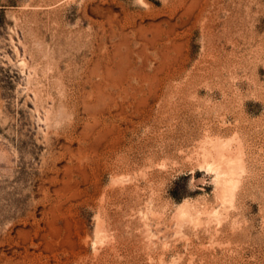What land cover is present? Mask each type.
I'll list each match as a JSON object with an SVG mask.
<instances>
[{"label":"rangeland","instance_id":"rangeland-1","mask_svg":"<svg viewBox=\"0 0 264 264\" xmlns=\"http://www.w3.org/2000/svg\"><path fill=\"white\" fill-rule=\"evenodd\" d=\"M64 104L74 192L39 169ZM0 264H264V0H0Z\"/></svg>","mask_w":264,"mask_h":264},{"label":"bare ground","instance_id":"bare-ground-1","mask_svg":"<svg viewBox=\"0 0 264 264\" xmlns=\"http://www.w3.org/2000/svg\"><path fill=\"white\" fill-rule=\"evenodd\" d=\"M35 99L37 100V108H38V102H40L39 96L35 95ZM62 107L63 109L58 110V112L54 111L52 113L51 110H47L44 116L37 113L38 122L42 123L45 126V129H41V127L39 128L41 137L39 136L37 138V148H41L43 146L46 148V152L42 154L41 165L39 169L41 172L42 179H44L45 181L59 184L61 186V190L63 191L74 192L76 189L79 188V174L83 173L82 169L79 168V162L81 163L80 165L82 166L84 160V157L82 156L81 148H79V139L81 137L86 139L90 137L92 133L90 132V129L89 130L84 129L82 131H78V127L75 124L72 125L71 130H67L66 126L64 125L58 126L57 123L61 121L63 117L70 111L69 109L66 108L65 104L62 105ZM77 110H78L77 107H74L73 110H71V112H73V114H76L78 112ZM87 112L88 114L90 113L93 114L91 112V108H88ZM61 138H64L67 143L64 144L62 147H60L59 148L60 151H58L56 150L55 147V141L60 140ZM75 141H78V147L72 148V144ZM216 142H214L215 145L211 144L212 146H215L214 149L212 147L214 153L207 151V149L205 148L207 151L205 153L206 160L207 159L212 160L211 164L209 162L210 160L209 161L207 160L208 162L206 161V163H208L212 167V169L217 172L218 178L221 184L223 185L222 187L224 188L226 193L227 192L229 193L232 192L233 188L237 186L236 181H233V177H236L235 173H236V168H238L237 164H240V162L242 164V161H240L241 159L239 160L238 158L239 163H237L238 160L237 162H235L236 161L235 158H234L235 160L229 158L231 155L229 156L228 154L227 155L225 154L228 152H225L224 150L225 147L222 144L224 142L221 141L222 143L218 142L217 144ZM235 157L237 156L235 155ZM62 158H67L70 162V165L65 167L63 173L61 174V172H59L60 170L56 168V165L57 162ZM234 182H235V186H233ZM179 209L182 211L184 210L181 209V207ZM185 213L187 214V212ZM186 214H182V215L185 216Z\"/></svg>","mask_w":264,"mask_h":264}]
</instances>
